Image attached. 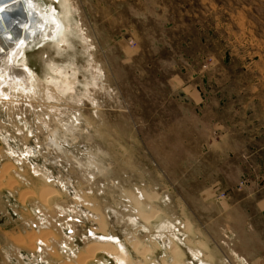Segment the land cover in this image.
<instances>
[{"label":"rangeland","instance_id":"obj_1","mask_svg":"<svg viewBox=\"0 0 264 264\" xmlns=\"http://www.w3.org/2000/svg\"><path fill=\"white\" fill-rule=\"evenodd\" d=\"M39 1L58 26L19 57L35 87L0 79L15 238L52 264H119L82 263L93 242L127 264H264V0Z\"/></svg>","mask_w":264,"mask_h":264},{"label":"bare ground","instance_id":"obj_2","mask_svg":"<svg viewBox=\"0 0 264 264\" xmlns=\"http://www.w3.org/2000/svg\"><path fill=\"white\" fill-rule=\"evenodd\" d=\"M19 4L22 7L21 11H17L15 8ZM5 5H7V7H5ZM47 6L48 7H44L43 3L39 0H27V3L25 0H0V17L4 19L5 13L10 10H13L11 13L15 15L8 21H5L4 19V25L2 24V26H0V29H5L3 32H0V79L2 82H7L11 86H16L20 89H23L24 91L27 86H31L37 81V76L33 74V72L29 71L30 69L28 70L29 67L26 68L23 62L18 63V60L20 55L23 53V49L27 47L31 41L34 39L44 40L55 32V29L58 26L56 16L57 11L51 4ZM2 74L6 75L4 79L1 78ZM1 91L2 90H0V92ZM133 243H135V241ZM87 245L84 248V254L82 257L83 259L81 258L82 263L85 262V260L92 258L95 252L105 251L114 254L117 250L115 257L119 261V264H127L126 261L128 259L125 253L120 249L121 247L118 249L113 244L107 242H93L88 246ZM170 245L173 246L175 244L173 243V245ZM134 247H136V245H134ZM174 248L171 250L172 255L176 254L177 252ZM174 257L176 256L174 255L173 258Z\"/></svg>","mask_w":264,"mask_h":264},{"label":"crops","instance_id":"obj_3","mask_svg":"<svg viewBox=\"0 0 264 264\" xmlns=\"http://www.w3.org/2000/svg\"><path fill=\"white\" fill-rule=\"evenodd\" d=\"M13 199L15 200L14 197ZM8 210L7 204H4L0 200V264H43L37 261L38 257L45 262L44 264H52L54 257L52 258V256L47 253L48 250L42 247L43 245L41 243L43 242L41 240H37L36 243L41 245L40 247L42 248H38L37 246L35 248L32 247V243L31 247L25 246L26 244L23 242L22 244L20 240L15 238L17 232L11 230L7 225V221H11V224L14 223V227L18 225V222L14 219L10 220L11 218ZM103 253L107 254L106 252ZM98 257L99 254L96 253L93 259H95V261H100L101 258L99 259ZM56 264L62 263L58 262ZM261 264H263V260Z\"/></svg>","mask_w":264,"mask_h":264},{"label":"water","instance_id":"obj_4","mask_svg":"<svg viewBox=\"0 0 264 264\" xmlns=\"http://www.w3.org/2000/svg\"><path fill=\"white\" fill-rule=\"evenodd\" d=\"M15 8L17 9V11H18V10H19V11L22 10V7H21L20 4H19L18 6H16ZM12 11H13V10H12ZM12 11L10 10V11H8L7 13H5V15H4V19H5V21H8L10 18H12L13 16H15L13 13H11ZM4 19H3L2 17H0V26H2V24L4 25ZM0 30H2V31H0V32H3V30H5V29L1 28ZM0 34H1V33H0Z\"/></svg>","mask_w":264,"mask_h":264},{"label":"flooded vegetation","instance_id":"obj_5","mask_svg":"<svg viewBox=\"0 0 264 264\" xmlns=\"http://www.w3.org/2000/svg\"><path fill=\"white\" fill-rule=\"evenodd\" d=\"M104 252H105V251H104ZM107 253H108V252H107ZM116 253H117V250H116V252L114 253L115 255L113 254V256H116ZM110 254H111V253H110Z\"/></svg>","mask_w":264,"mask_h":264},{"label":"snow or ice","instance_id":"obj_6","mask_svg":"<svg viewBox=\"0 0 264 264\" xmlns=\"http://www.w3.org/2000/svg\"><path fill=\"white\" fill-rule=\"evenodd\" d=\"M25 2L27 3V0H25ZM5 7H7V5H5Z\"/></svg>","mask_w":264,"mask_h":264}]
</instances>
